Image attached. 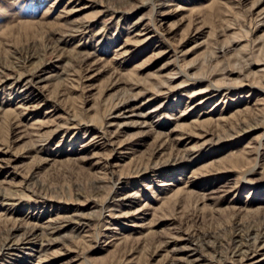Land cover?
<instances>
[{
    "label": "rangeland",
    "instance_id": "374dc122",
    "mask_svg": "<svg viewBox=\"0 0 264 264\" xmlns=\"http://www.w3.org/2000/svg\"><path fill=\"white\" fill-rule=\"evenodd\" d=\"M0 264H264V0H0Z\"/></svg>",
    "mask_w": 264,
    "mask_h": 264
}]
</instances>
